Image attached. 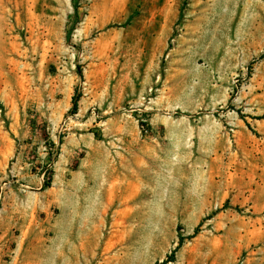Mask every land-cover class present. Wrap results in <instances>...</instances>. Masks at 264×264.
Here are the masks:
<instances>
[{
	"label": "rangeland",
	"instance_id": "1",
	"mask_svg": "<svg viewBox=\"0 0 264 264\" xmlns=\"http://www.w3.org/2000/svg\"><path fill=\"white\" fill-rule=\"evenodd\" d=\"M175 250L264 264V0H0V264Z\"/></svg>",
	"mask_w": 264,
	"mask_h": 264
},
{
	"label": "trees",
	"instance_id": "2",
	"mask_svg": "<svg viewBox=\"0 0 264 264\" xmlns=\"http://www.w3.org/2000/svg\"><path fill=\"white\" fill-rule=\"evenodd\" d=\"M80 73L82 74V71H80ZM81 98V94L80 93H77L73 96V100H72V103H73V107H72V112L73 113H76L79 109V100ZM50 182V181H49ZM49 183H47L48 185ZM198 230V228H197ZM182 240L181 239V244H182ZM180 247V246H179ZM175 252L176 250L170 255V257L168 259H166L165 261H163V264H169V262H172L174 261V258H175Z\"/></svg>",
	"mask_w": 264,
	"mask_h": 264
}]
</instances>
